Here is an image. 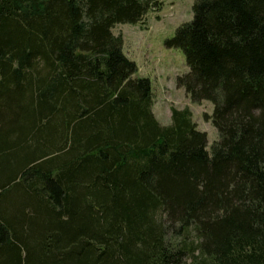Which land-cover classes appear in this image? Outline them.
Returning a JSON list of instances; mask_svg holds the SVG:
<instances>
[{
	"label": "trees",
	"instance_id": "trees-1",
	"mask_svg": "<svg viewBox=\"0 0 264 264\" xmlns=\"http://www.w3.org/2000/svg\"><path fill=\"white\" fill-rule=\"evenodd\" d=\"M160 0H0V264H264V0H192L151 112L111 28Z\"/></svg>",
	"mask_w": 264,
	"mask_h": 264
},
{
	"label": "rangeland",
	"instance_id": "rangeland-1",
	"mask_svg": "<svg viewBox=\"0 0 264 264\" xmlns=\"http://www.w3.org/2000/svg\"><path fill=\"white\" fill-rule=\"evenodd\" d=\"M191 4L192 0H160L159 8L148 12L141 23H118L111 32L121 36L122 52L136 66L134 76L149 80L154 118L167 124L170 108H187L196 128L205 132L208 148L217 134L203 116L211 113L212 105L206 100L193 103L182 88L176 87L175 77L187 68L181 51L163 44L179 24L190 20Z\"/></svg>",
	"mask_w": 264,
	"mask_h": 264
}]
</instances>
